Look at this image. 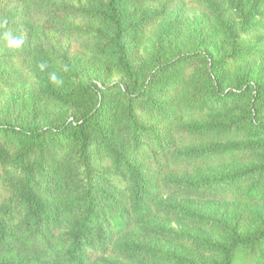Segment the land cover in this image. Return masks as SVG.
I'll list each match as a JSON object with an SVG mask.
<instances>
[{"label":"trees","instance_id":"1","mask_svg":"<svg viewBox=\"0 0 264 264\" xmlns=\"http://www.w3.org/2000/svg\"><path fill=\"white\" fill-rule=\"evenodd\" d=\"M4 102L0 264H264V0H0Z\"/></svg>","mask_w":264,"mask_h":264},{"label":"rangeland","instance_id":"2","mask_svg":"<svg viewBox=\"0 0 264 264\" xmlns=\"http://www.w3.org/2000/svg\"><path fill=\"white\" fill-rule=\"evenodd\" d=\"M183 4V3H182ZM176 4L171 10L170 15L166 19V22H174L177 26V31H175V43L180 46H188L192 42H196L199 38H203L206 29L209 27L210 22L208 18L202 13L194 10L185 4ZM82 69L80 70L81 77L85 78L90 76L93 72L91 65L88 62H82ZM116 80V78L114 79ZM35 92V84L32 83L30 90L26 93L28 96H32ZM13 99V94L8 95L5 102H10ZM0 105V115L9 114L6 103ZM204 210H208L207 206H203ZM210 209H213L210 206Z\"/></svg>","mask_w":264,"mask_h":264},{"label":"clouds","instance_id":"3","mask_svg":"<svg viewBox=\"0 0 264 264\" xmlns=\"http://www.w3.org/2000/svg\"><path fill=\"white\" fill-rule=\"evenodd\" d=\"M5 39L7 40V45L10 48H19L24 43L22 37L13 36L10 33H5ZM40 69L42 71L45 69V65L43 63L40 65ZM50 79L54 83L57 84L62 83V81L58 78V76L54 72L50 73Z\"/></svg>","mask_w":264,"mask_h":264}]
</instances>
